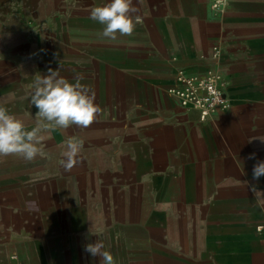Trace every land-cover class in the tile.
Returning a JSON list of instances; mask_svg holds the SVG:
<instances>
[{
	"label": "crops",
	"instance_id": "0c3cea01",
	"mask_svg": "<svg viewBox=\"0 0 264 264\" xmlns=\"http://www.w3.org/2000/svg\"><path fill=\"white\" fill-rule=\"evenodd\" d=\"M107 2L0 3V105L30 130L34 80L60 67L101 109L31 162L0 157V264H100L84 251L98 239L116 264H264V0H133L139 23L116 40L90 19ZM177 71L220 73L230 110L181 105Z\"/></svg>",
	"mask_w": 264,
	"mask_h": 264
},
{
	"label": "clouds",
	"instance_id": "9594fccd",
	"mask_svg": "<svg viewBox=\"0 0 264 264\" xmlns=\"http://www.w3.org/2000/svg\"><path fill=\"white\" fill-rule=\"evenodd\" d=\"M139 0H137V3ZM139 11L133 0H109L90 11V19L103 25L101 35L110 40L118 36H131L139 23L140 17L133 16ZM60 68V67H59ZM59 68L48 69L46 75H37L30 93V104L35 106L36 124L30 130L24 122L0 105V157L16 156L31 162L42 155V145L47 140V133L67 130L72 126L87 128L101 112L95 103V93L88 85L82 84V76L74 77L75 83L60 75ZM264 143V139H259ZM83 149L82 142L68 139L61 161L66 172H70L77 163ZM255 153L249 159L255 158ZM253 180L264 176V161H257L253 166ZM256 191V186H250ZM26 207L35 210V201H28ZM84 251L92 257H99L100 264H116L110 251L105 250L102 240L88 243Z\"/></svg>",
	"mask_w": 264,
	"mask_h": 264
},
{
	"label": "built area",
	"instance_id": "2783aa9c",
	"mask_svg": "<svg viewBox=\"0 0 264 264\" xmlns=\"http://www.w3.org/2000/svg\"><path fill=\"white\" fill-rule=\"evenodd\" d=\"M175 80L177 84L170 92L181 105L197 110L201 119L230 110L231 103L225 92L227 82L220 73L196 75L177 71Z\"/></svg>",
	"mask_w": 264,
	"mask_h": 264
},
{
	"label": "rangeland",
	"instance_id": "374dc122",
	"mask_svg": "<svg viewBox=\"0 0 264 264\" xmlns=\"http://www.w3.org/2000/svg\"><path fill=\"white\" fill-rule=\"evenodd\" d=\"M6 1H13V2H18L19 0H0V3H2V2H6ZM22 1H24V0H22ZM50 12V15H52V16H54V17H56L57 18V16L58 15H60V11L59 10H51V11H49ZM74 13V15H78V14H80L79 13V11H74L73 12ZM55 15H57V16H55ZM56 18H54V19H56Z\"/></svg>",
	"mask_w": 264,
	"mask_h": 264
}]
</instances>
